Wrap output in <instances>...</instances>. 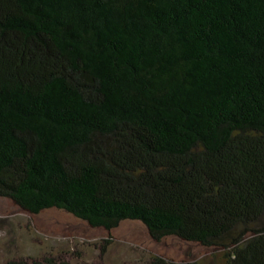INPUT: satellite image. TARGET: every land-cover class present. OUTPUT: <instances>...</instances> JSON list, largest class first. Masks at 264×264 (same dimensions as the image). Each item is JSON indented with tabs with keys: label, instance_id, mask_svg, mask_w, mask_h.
Returning a JSON list of instances; mask_svg holds the SVG:
<instances>
[{
	"label": "trees",
	"instance_id": "16d2710c",
	"mask_svg": "<svg viewBox=\"0 0 264 264\" xmlns=\"http://www.w3.org/2000/svg\"><path fill=\"white\" fill-rule=\"evenodd\" d=\"M0 197L264 264V0H0Z\"/></svg>",
	"mask_w": 264,
	"mask_h": 264
},
{
	"label": "rangeland",
	"instance_id": "374dc122",
	"mask_svg": "<svg viewBox=\"0 0 264 264\" xmlns=\"http://www.w3.org/2000/svg\"><path fill=\"white\" fill-rule=\"evenodd\" d=\"M154 254L175 261L225 264L223 250L172 235L155 241L138 220H122L107 232L58 208L30 214L0 197V263L51 256L67 264H150Z\"/></svg>",
	"mask_w": 264,
	"mask_h": 264
}]
</instances>
